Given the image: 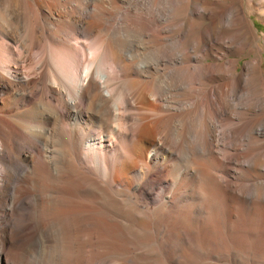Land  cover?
Wrapping results in <instances>:
<instances>
[{
    "label": "bare ground",
    "instance_id": "6f19581e",
    "mask_svg": "<svg viewBox=\"0 0 264 264\" xmlns=\"http://www.w3.org/2000/svg\"><path fill=\"white\" fill-rule=\"evenodd\" d=\"M254 3L0 0V264L90 238L97 264H244L185 263L172 231L203 228L200 192L264 206V74L228 55L260 49Z\"/></svg>",
    "mask_w": 264,
    "mask_h": 264
},
{
    "label": "rangeland",
    "instance_id": "374dc122",
    "mask_svg": "<svg viewBox=\"0 0 264 264\" xmlns=\"http://www.w3.org/2000/svg\"><path fill=\"white\" fill-rule=\"evenodd\" d=\"M253 1L255 2L254 5L252 4L254 6V9H252L251 11L250 18L253 20L252 23L255 28V34L259 38L258 40L257 39L256 40L258 41L260 49L259 50L257 49L249 50L250 49L249 47H245L246 49L244 48L241 52L235 50L234 48L231 49V51H229V54H228L229 57L238 59L236 62V67L234 68L236 73H240L244 63L247 60L252 59L255 56H257L260 61V70L264 74V4H263L264 0H262L263 2L261 0H253ZM259 10H262V12ZM250 38L252 39L254 37L250 35ZM253 40L255 41V39ZM205 59H206L205 62L219 61L212 55H208ZM245 145L247 146L246 143H244V146ZM252 149L254 148L252 147L251 150ZM255 150L256 149L252 151H255ZM200 158L202 159V156H200V152L194 155V160H200ZM258 172H260L261 176L264 177V166H261ZM242 180H246L245 175L242 176ZM198 187L199 186L197 185L196 188ZM200 193H198V196L197 194L195 195L194 201L199 203V207L201 208V210L203 208V210L199 212V214L201 215L199 217V228L201 229L203 227L202 228L203 230L201 229L198 231L196 230L194 231H172L174 234V242L182 248L181 251L183 254H185L183 255L185 256V258H183V261L185 259L188 260L187 258H190V259L188 261H184L185 263H189L190 260L201 261L200 259L202 258L205 260L206 259L210 260L211 257H208V256H212L213 254H220L228 258L229 256L228 254L231 253L232 250H234L233 248H237L236 250L239 249L241 250V252L244 251L243 253H240V256H239L240 258L239 260L242 263L251 264L250 263L251 259H249L248 257L250 253L255 255L256 259L259 260L258 262L260 264L264 262V206L255 204L256 207L254 206L252 208L254 204L252 206L247 205L242 199L239 200L237 197H235V195H228L225 193V195L223 196L221 195L220 197V198H223L222 199L223 207H222L215 202L217 199L215 195H208V197L206 198V197H203L202 192ZM199 195H201L202 197ZM209 214H210V217H212V220L210 221V218H209L208 220L209 222H208L207 217L209 216ZM56 217L57 216H54L53 219H56ZM147 232L148 231H146V233ZM150 232L151 231H149L148 233ZM88 240L90 242L84 241V245H83L84 247L82 248L84 249L83 252L81 251L77 253V251L75 250L76 246L70 247V249L72 248L73 256L71 254V250L67 248L66 245H62L60 242L50 241V248L47 249L50 255V259L53 258L55 251L60 249L61 252H60L59 257L60 258L62 257V258L61 260H58L60 258L57 257V261L59 263L61 262V264L62 263L63 264H72V263L76 264L80 262L90 263V261H91V264H97L99 263V261H101V259H103V258L100 259V257L101 256L103 257L102 250L105 251L106 246L102 242H100L98 239H94L95 240L94 241L93 239L91 240L90 238ZM97 241L99 243H97ZM152 242L154 241L151 240V243ZM37 243L33 250V260L38 259V256L41 254L42 249L44 248L42 242H37ZM148 245L150 246V243ZM152 245L153 243L151 244V246ZM101 246H103V248H101ZM94 247H98V250L97 248H94ZM63 250L64 252H62ZM73 251H75V254ZM115 252L116 251H114L109 256H113L112 258L118 261L119 263H123V264L127 263L125 261L124 262L122 261L124 258H126L127 252H122V251H117L119 253L117 252L115 253ZM246 252H249V253L246 254ZM61 253H63L64 255L62 254L61 256ZM80 258L82 259L80 260ZM191 264H195V263L192 262Z\"/></svg>",
    "mask_w": 264,
    "mask_h": 264
}]
</instances>
